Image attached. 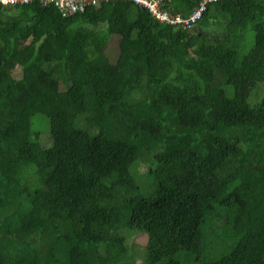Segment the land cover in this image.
<instances>
[{"label": "trees", "instance_id": "trees-1", "mask_svg": "<svg viewBox=\"0 0 264 264\" xmlns=\"http://www.w3.org/2000/svg\"><path fill=\"white\" fill-rule=\"evenodd\" d=\"M263 87L264 0L0 5V264H264Z\"/></svg>", "mask_w": 264, "mask_h": 264}, {"label": "built area", "instance_id": "built-area-1", "mask_svg": "<svg viewBox=\"0 0 264 264\" xmlns=\"http://www.w3.org/2000/svg\"><path fill=\"white\" fill-rule=\"evenodd\" d=\"M34 0H0V4L6 7L14 8L20 5H26ZM44 7H53L60 12L62 17H69L77 13H83L88 7H97L100 3L111 1H128L138 4L148 10L160 24L168 25L172 28L178 26L183 29H190L191 26L199 20L208 4L217 0H201L198 6L187 16L181 14L172 15L167 9L170 0H37Z\"/></svg>", "mask_w": 264, "mask_h": 264}, {"label": "rangeland", "instance_id": "rangeland-1", "mask_svg": "<svg viewBox=\"0 0 264 264\" xmlns=\"http://www.w3.org/2000/svg\"><path fill=\"white\" fill-rule=\"evenodd\" d=\"M111 2H117V1H111ZM122 2H128V1H122ZM131 4H134L132 2H129ZM141 9L145 10L148 12V10L138 4H134ZM148 14L152 17V19L159 23L157 19L150 13ZM118 41L119 37L116 35H112L109 39L108 44L106 45L107 47L104 50L105 55L107 56L108 60L110 62H115L118 56ZM12 75L15 79H20L22 75V69L21 67H16L14 71L12 72ZM264 88V87H263ZM35 118V124L38 125V123L44 122L46 129L48 128L47 121L45 118L42 116H36ZM46 129L42 130V136H41V142L44 146H47L50 144V136L48 134V131ZM47 132V133H44ZM163 139V138H162ZM142 174H145L146 171H141ZM146 242V236L137 231H132L128 234L127 236V250L128 253L132 256V258L135 260L136 263H140L143 257V246Z\"/></svg>", "mask_w": 264, "mask_h": 264}, {"label": "clouds", "instance_id": "clouds-1", "mask_svg": "<svg viewBox=\"0 0 264 264\" xmlns=\"http://www.w3.org/2000/svg\"><path fill=\"white\" fill-rule=\"evenodd\" d=\"M1 5V4H0ZM3 7H6V6H4V5H2ZM8 8H10V7H8ZM15 8V7H14Z\"/></svg>", "mask_w": 264, "mask_h": 264}]
</instances>
